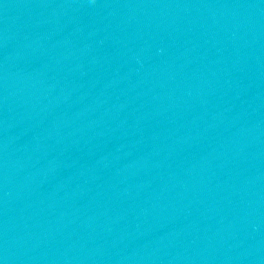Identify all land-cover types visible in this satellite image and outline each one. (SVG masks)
Instances as JSON below:
<instances>
[{"label":"water","instance_id":"95a60500","mask_svg":"<svg viewBox=\"0 0 264 264\" xmlns=\"http://www.w3.org/2000/svg\"><path fill=\"white\" fill-rule=\"evenodd\" d=\"M0 264H264V0H0Z\"/></svg>","mask_w":264,"mask_h":264}]
</instances>
